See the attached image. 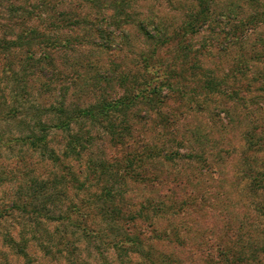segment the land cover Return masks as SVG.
Instances as JSON below:
<instances>
[{"label": "rangeland", "instance_id": "1", "mask_svg": "<svg viewBox=\"0 0 264 264\" xmlns=\"http://www.w3.org/2000/svg\"><path fill=\"white\" fill-rule=\"evenodd\" d=\"M202 1L0 0V264H264V0Z\"/></svg>", "mask_w": 264, "mask_h": 264}, {"label": "trees", "instance_id": "2", "mask_svg": "<svg viewBox=\"0 0 264 264\" xmlns=\"http://www.w3.org/2000/svg\"><path fill=\"white\" fill-rule=\"evenodd\" d=\"M205 0H203L202 2H201V4H203V5H205ZM204 17V16H203ZM200 19H202V18H199V20ZM200 22V21H199ZM184 29L187 31V32H189V33H195V32H193L194 31V27H193V25L192 24H186L185 25V27H184ZM38 36V35H37ZM32 40L33 41H35V40H37L36 38H33V39H31V42H32ZM16 42H18V43H20V44H23V45H25L26 43H27V38L24 36V34L23 35H21V36H19V38H17L16 39ZM8 71V70H7ZM15 111V110H14ZM79 113H81V115L83 116V115H86L87 116V111H79ZM75 114H76V112H74L72 115H68L62 108H59L58 109V114H57V116H61V118L63 119H60V121H59V123H56L55 124V126H54V128L55 129H64L65 131H71L70 130V126H69V120H74L75 119ZM81 116V117H82ZM80 117V118H81ZM58 119V117H56V119H55V121ZM66 120V121H65ZM76 120V119H75ZM80 120V119H79ZM78 121V120H77ZM34 126H37V128L36 127H34ZM30 129H32V131L34 132V131H37V132H39L40 133V131L43 129V130H45L46 131V126L44 125V124H41V123H39V122H35L34 121V123H33V125L32 126H30ZM32 132V133H33ZM29 134L28 135V137L26 138V141H28V144H29V147L31 148V149H34V148H38L39 146H41V150H44L45 148H46V141H45V138L43 137V136H41L40 138L39 137H36L35 135H34V133L33 134ZM78 146V145H77ZM68 149H70V151L71 152H74L75 150H74V147L73 148H68ZM41 155H42V153H41ZM43 156V155H42ZM140 156V155H139ZM152 156V154L150 153V152H148L147 153V157H151ZM137 157V156H136ZM37 179L38 178H34V179H32V181H31V186L33 187V185H34V183H37L39 186L40 185H43L45 182L44 181H37ZM47 182V181H46ZM48 183V182H47ZM20 188V187H19ZM29 189H31L30 187L29 188H27V191H26V193H25V199L24 200H21V202L20 203H18L19 205L18 206H14L15 205V203H11V205L9 206V205H7V207H3V208H0V217H3L9 210H12L14 207L15 208H19V210L21 211V212H25L26 211V209H27V207L28 206H31L30 205V202L32 201V199H31V201L29 200L30 198H29V194H30V190ZM43 192L44 193H42V202H46L47 200H48V198H49V196H51L54 192H55V190H54V185H50L49 187H47V188H45V189H43ZM40 197V196H39ZM39 200V199H38ZM25 210V211H24ZM64 216H66V214L64 215ZM66 218H67V216H66ZM71 224V223H70Z\"/></svg>", "mask_w": 264, "mask_h": 264}]
</instances>
